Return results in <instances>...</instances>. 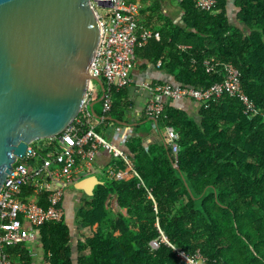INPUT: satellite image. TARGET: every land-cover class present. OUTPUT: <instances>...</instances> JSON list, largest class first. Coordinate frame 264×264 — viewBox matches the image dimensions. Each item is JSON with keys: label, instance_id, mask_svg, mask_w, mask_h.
I'll list each match as a JSON object with an SVG mask.
<instances>
[{"label": "trees", "instance_id": "obj_1", "mask_svg": "<svg viewBox=\"0 0 264 264\" xmlns=\"http://www.w3.org/2000/svg\"><path fill=\"white\" fill-rule=\"evenodd\" d=\"M229 3L216 0L214 11L207 12L194 0H180L182 24L158 12L152 19L160 26L159 35L136 54L150 62L161 60L175 83L195 87L223 78L219 69L206 72V59L230 62L239 69L246 93L264 111V0H234L235 20ZM123 89L112 91L110 126L127 121ZM98 104L94 110L100 115L102 102ZM165 114L158 126L164 132L171 125L179 133L178 153L164 144L145 148L138 136L129 138L128 153L147 189L131 177L99 184L92 196L83 197L76 214L78 229L84 231L78 264H184L164 244L150 248L158 236L156 221L177 248L188 254L200 250L203 264H264L263 115L250 117L228 95L200 105L198 119L172 106ZM57 144L55 138L33 142L37 157L31 164ZM40 198L46 208L45 196ZM71 239L64 219L43 225L44 264H73ZM7 251L13 264H33L28 246L17 244Z\"/></svg>", "mask_w": 264, "mask_h": 264}, {"label": "built area", "instance_id": "obj_2", "mask_svg": "<svg viewBox=\"0 0 264 264\" xmlns=\"http://www.w3.org/2000/svg\"><path fill=\"white\" fill-rule=\"evenodd\" d=\"M100 2H109L110 6ZM195 6L213 12L216 0H194ZM90 6L99 20L101 37L96 49L90 74L100 77L105 84L102 97V112L107 114L112 107L114 89H123L131 83V69L137 63L136 50L144 47L150 38L157 37L156 30L140 23V6L130 0H91ZM184 48V47H182ZM208 73L217 69L223 75L219 82L207 87H195L169 81H146L142 87L148 98L145 115L152 120L154 127L158 120L166 118L165 110L169 101L191 99L199 105L208 106L223 95L236 98L243 111L250 117L262 114L254 100L246 93L241 83L239 69L230 62L219 63L215 58L204 61ZM99 87L90 81L82 105L72 123L58 136V144L47 157L31 164L37 157L36 150L29 145L24 157H18L11 173L7 176L0 191V264H13L7 249L17 244L29 246L40 241V228L48 222L61 221L64 216L63 198L66 190L79 179L84 168L78 164V157L90 164L99 150L111 153L122 167L109 168L113 180L139 178L133 161L121 146L108 140L96 129L91 103L97 98ZM104 122V121H101ZM167 145L172 152L179 151L180 135L171 125L164 127ZM119 140L126 141L127 134H118ZM144 188V182H139ZM29 189L30 194H24ZM148 197L154 201L150 191ZM45 196L48 206L40 204V196ZM155 211L157 208L155 206ZM158 236L149 243L157 249L166 245L172 249L184 264H203L205 257L200 250L188 254L177 248L166 236L156 221Z\"/></svg>", "mask_w": 264, "mask_h": 264}, {"label": "water", "instance_id": "obj_3", "mask_svg": "<svg viewBox=\"0 0 264 264\" xmlns=\"http://www.w3.org/2000/svg\"><path fill=\"white\" fill-rule=\"evenodd\" d=\"M90 1L0 0V191L29 145L72 123L90 81L100 88L91 103L99 117L94 105L102 101L105 84L91 76L90 66L101 31ZM98 183L88 176L74 187L92 196Z\"/></svg>", "mask_w": 264, "mask_h": 264}, {"label": "crops", "instance_id": "obj_4", "mask_svg": "<svg viewBox=\"0 0 264 264\" xmlns=\"http://www.w3.org/2000/svg\"><path fill=\"white\" fill-rule=\"evenodd\" d=\"M139 4L140 9H143V13H140L139 19L140 23L145 27L153 28L158 30L159 25L153 23L159 12V15L166 17V19L171 20L175 24H182L181 16L182 9L180 7V0H130ZM234 0H230V14L234 19L236 9L233 6ZM157 7V8H156ZM159 10V11H158ZM157 14V15H155ZM235 20V19H234ZM161 22H164L162 19ZM185 48V46H182ZM137 63L131 69V83L129 86L125 87L123 93L122 101L128 104L125 116L126 120L124 121L127 124H119L116 126H110L108 124V119L103 114L102 106L101 114L99 117H95L94 123L96 124V129L99 130L108 140L116 143L121 146L126 152H128L126 142L133 135L138 136L141 140V144L145 148H149L156 145H163L166 141L165 134L159 126L154 127L152 120L146 117L145 107L148 98L147 91L142 87L143 83L146 81H169L174 82V75L170 74L164 67L161 60L157 62H150L145 59L137 56ZM99 87V86H98ZM100 91V88H99ZM167 106H172L176 109L184 111L188 116L198 119L199 117V108L200 105L191 100V99H182L169 101ZM104 121V122H101ZM118 134L124 135L127 134L128 138L126 141L119 140ZM129 154V153H128ZM130 156V154H129ZM131 157V156H130ZM132 159V158H131ZM78 164L84 168V172L80 176V179L86 178L88 176H95L98 183L93 189L96 188L99 184L111 181L108 174L109 168L122 167V162L117 161L111 153H108L104 150H99L93 159L90 161V164H86L85 160L78 157ZM79 179V180H80ZM75 184L70 186L65 193L63 198V208L66 224L71 229V245H72V259L73 264H78V242L82 239L81 235L84 233L82 229H78L77 224V212L81 206V201L85 195H87L83 190H78L75 187ZM88 196V195H87ZM125 213V210H123ZM31 250V255L33 256V264H44L46 260V253L43 251L41 242L31 244L28 246Z\"/></svg>", "mask_w": 264, "mask_h": 264}, {"label": "rangeland", "instance_id": "obj_5", "mask_svg": "<svg viewBox=\"0 0 264 264\" xmlns=\"http://www.w3.org/2000/svg\"><path fill=\"white\" fill-rule=\"evenodd\" d=\"M99 106V104H97Z\"/></svg>", "mask_w": 264, "mask_h": 264}]
</instances>
